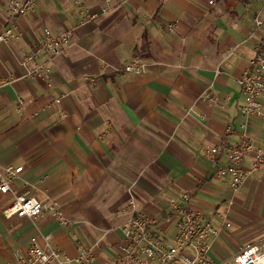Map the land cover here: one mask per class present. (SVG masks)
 <instances>
[{"label": "crops", "instance_id": "crops-1", "mask_svg": "<svg viewBox=\"0 0 264 264\" xmlns=\"http://www.w3.org/2000/svg\"><path fill=\"white\" fill-rule=\"evenodd\" d=\"M112 1L101 15L104 0H35L16 20L21 40L0 42V79L9 81L0 87V166H22L13 185L41 179L34 193L47 198L35 220L5 219L0 194V259L16 264L36 237L48 238L69 264H76L75 241L90 250V264H117L130 199L155 220L153 239L171 245L176 220L167 217V204L188 192L220 228L208 257L224 264L264 239V164L231 193L216 173L224 153L213 164L201 151L237 144L242 122L264 147V100L260 114L244 119L237 83L253 57L264 0ZM7 2L0 0V30ZM80 9L94 19L79 26ZM43 28L70 30L71 45L48 62L46 76L21 78L19 57ZM133 60L143 71L121 70ZM205 93L216 104H207ZM56 97L63 118L51 103ZM50 201L72 226L53 218Z\"/></svg>", "mask_w": 264, "mask_h": 264}, {"label": "built area", "instance_id": "built-area-1", "mask_svg": "<svg viewBox=\"0 0 264 264\" xmlns=\"http://www.w3.org/2000/svg\"><path fill=\"white\" fill-rule=\"evenodd\" d=\"M35 0H8L2 16L3 28L0 30V42L9 44L19 41L22 33L16 23L18 18H25L35 9ZM113 8L112 0H104L100 14L104 15ZM94 15L80 9L78 25L82 26L94 19ZM255 29L260 35L252 40L253 57L249 65L237 79L243 102L239 107L240 115L246 119L253 114H260L261 101L264 100V19L255 17ZM72 32L63 30L53 32L43 28L37 35L36 41L29 51L22 52L19 64L24 73L21 78L44 77L49 71L48 62L65 52L71 45ZM44 56V58H42ZM38 58H42L38 60ZM144 65L137 60L124 65V72L138 73L143 71ZM9 81L0 79V87ZM209 105L216 104L210 93L202 96ZM61 97L52 100L56 106V116L63 118L66 113L60 108ZM18 108H23V102L18 101ZM241 138L235 145H209L201 152L211 163L215 164L218 155L223 152L226 163L217 167L216 173L226 178V186L231 193H235L243 182L264 164V147L258 148L245 133V122L240 124ZM248 159V164L245 160ZM22 166H0V194L7 198L1 214L5 219L12 217L35 220L43 211V201L34 193L36 183L25 182L21 188L13 183L19 177ZM49 208L53 218L64 227L72 226L71 220L63 213L55 201H50ZM167 217L176 220V233L173 244H162L152 237V227L155 220L138 210L132 199L129 200L124 211L125 221L120 225L122 241L117 245V264H215L208 257L211 247L210 238H215L220 228L204 213L193 206L188 192H179L167 204ZM229 226L228 223L225 224ZM76 264H90L93 260L88 248L75 241ZM69 259L63 257L59 249L53 247L44 238L40 243L36 237H31L23 259L16 264H69ZM0 264H12L2 261ZM224 264H264V239L256 243H247Z\"/></svg>", "mask_w": 264, "mask_h": 264}]
</instances>
